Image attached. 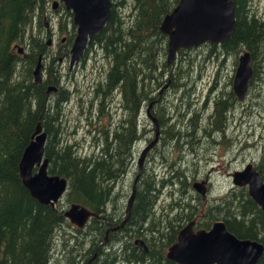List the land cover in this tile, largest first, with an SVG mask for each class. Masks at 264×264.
<instances>
[{
	"label": "trees",
	"instance_id": "1",
	"mask_svg": "<svg viewBox=\"0 0 264 264\" xmlns=\"http://www.w3.org/2000/svg\"><path fill=\"white\" fill-rule=\"evenodd\" d=\"M111 1L109 20L88 45H96L110 63L105 83L102 81L104 86L99 84L96 91L105 95L120 90L125 114L119 120L121 133L115 130L113 142L107 141V147L98 153H91L57 139L58 118L62 104L68 99V92L64 88H59L57 92H45L48 85L58 82L57 70L53 78L47 73L40 83L32 80L31 71L37 57L40 55L43 58L48 45L38 41L31 32L26 42L23 36L28 32L34 14H37L34 19L42 24L44 3L42 0H0V264H58V260L53 258L58 241L69 254L67 258L63 255L61 264H115L117 261L127 264H177L168 260L165 253L176 241L178 230L199 213L195 206H190L185 200L171 207L165 219L161 217L157 220L154 209L157 193L169 185L170 178L161 177L158 172L153 175L142 168L133 180L135 201L128 219L120 226L124 220L123 213L112 208L111 212H107L115 181L127 172L131 140L138 131L136 120L140 108L154 89L153 86L165 81L162 75L164 68L168 67L165 59L168 35L160 30V26L164 16L179 2L131 0V20L127 23L121 10L128 5V0ZM232 1L236 21L233 34L224 42L208 43L212 49L218 46L223 54L231 53L234 56L248 50L254 70L251 83H254L258 64L264 58V20L250 11L251 0ZM60 7L62 4L58 9ZM65 12L70 19L71 12ZM70 29L71 33L65 36L62 43L65 48L63 54H67L74 35L72 23ZM15 44L22 45L21 52H18L19 46ZM24 47H27L26 51ZM195 49L184 48L177 52L178 58H184L186 67L193 66L190 53ZM170 69L172 85L187 86L188 72L182 67ZM218 104V115L222 109L229 107L226 99H221ZM160 111L163 112L162 109ZM178 116L185 128L182 130L178 125L171 130L181 132L179 139L189 137L191 144H195L197 137L194 132L188 130L184 116ZM219 119L222 120L220 116ZM37 122L46 133L43 155L47 158V171L66 180L67 188L62 196L64 202L81 203L97 215L91 217V223H87L94 234L88 250L82 246L79 236L72 235L73 244L69 242L71 237H64L62 229L68 223L60 205L51 207L39 204L21 184L18 160ZM210 123L215 125L212 121ZM128 124L129 127L126 126ZM105 136H108L107 133ZM165 137L173 139L168 134ZM163 163L167 165L165 169L169 173L173 163L169 158ZM257 168L264 181L261 165ZM237 191L231 193L230 199L223 198L216 205L208 206L204 212L205 221H200V225L208 229L217 215H222L227 229L237 237L264 242V211L245 188ZM223 210L226 212L217 213ZM173 221L178 223L173 224ZM116 226L117 229L113 230ZM74 232L79 233L77 230ZM132 235L142 238L147 252L141 250L133 240L124 244L121 257L109 253L111 248L105 252L99 246V241L103 243L107 240L106 244L114 246L122 236L130 239ZM74 252L79 253L75 255L77 260L72 259ZM257 264H264V253Z\"/></svg>",
	"mask_w": 264,
	"mask_h": 264
},
{
	"label": "rangeland",
	"instance_id": "2",
	"mask_svg": "<svg viewBox=\"0 0 264 264\" xmlns=\"http://www.w3.org/2000/svg\"><path fill=\"white\" fill-rule=\"evenodd\" d=\"M52 1L42 0L44 3L40 21L42 24L34 19L37 15L34 14L23 40L26 42L29 32L36 35L38 41L43 43L50 38L42 58V77L45 78L49 73L50 78H53L57 70L59 81L56 87L64 88L68 92V99L62 104L58 118L57 139L60 142L75 144L83 152L98 153L102 148L108 146L107 141H114L112 134L115 130L116 133L122 131L121 128L118 129L120 127L119 120L125 114L121 103L122 95L118 89L105 95L96 91L99 84L104 86L110 67L109 60L96 45H87L85 51L88 52L86 54L84 52L79 62L68 69L69 49L67 54L62 53L65 48L60 39L71 33V18L69 19L65 12L68 10L63 6L58 9V6L61 5L59 2L57 8L53 10L51 8ZM132 3L131 0H128V5L124 9L121 8V15L127 23L131 20ZM250 3L253 9L250 11L255 12L259 18L264 20V0H251ZM44 23L48 26L50 33L46 31ZM73 33H75V28ZM15 46L21 47L22 45L15 44ZM195 47V51L190 53L192 68L186 67L184 58H178L177 54L176 60L172 64L168 63V67L164 68L162 77L164 76L165 81L153 86L154 94L150 92L140 108L139 118L136 120L138 131L131 140V158L127 172L115 181L113 198L110 199L107 208L108 213L112 208L123 213V217L126 215L127 203L132 194L133 180L139 170L138 156L143 147L155 137V125L147 117L149 110H147V104L152 95L155 97L158 93L160 95L154 98L156 102L149 113L157 118L159 142L147 153L142 167L153 175L158 172L161 177L170 178L169 185H165L157 193L158 197L154 207L157 220L161 217L165 219V214L170 211L171 207L186 200L187 204L195 206L199 210L195 217L196 229L202 228L200 221H205L204 212L208 206L216 205L223 198L230 199L231 193H238L237 190L241 191L242 188L247 190L246 187L232 183V172L242 169L248 163L253 164L256 168L261 165L262 172H264V58L258 64V75L254 83L250 82L247 95L243 101H239L232 91V80L238 57L242 52L237 56L231 53L223 54L221 47L215 46L212 49L208 42ZM26 50L27 47H24V51ZM165 59L167 61V54ZM175 66L177 69L182 67L185 72H188L187 86L184 84L181 86L172 85L170 67L173 69ZM103 80L104 83H102ZM166 85L168 86L166 87ZM112 92L114 93L113 97ZM221 99H226L229 107L222 109L218 115L217 106ZM161 109L163 112L160 111ZM178 115L184 116L183 120L187 124L188 130H192L197 137L195 144H191L189 137L179 139L178 134L181 132L171 130L178 125L179 128L182 127V130L185 128L182 126L183 124H180L182 120L180 121ZM219 116L222 118L221 121ZM211 121L215 125H212ZM126 126L129 127V124ZM106 133L108 136H105ZM172 133H175V136ZM165 134L170 135L173 139L166 138ZM177 144L180 145L177 146ZM166 158H169L173 163L169 173L168 169H165L167 165L163 163ZM205 178H208L210 183L207 185L208 192L203 199L194 190L192 184ZM134 201L135 197L132 205ZM55 205H60L62 209L68 206L62 197ZM225 212L223 210L217 213ZM217 219L223 220V216L217 215ZM66 221L68 224H65L62 229L64 237H71L69 242L73 244L72 235L79 236L82 246L88 250L92 241L91 237L94 235L90 227L86 225L83 228H77L67 219ZM172 223L178 222L173 221ZM117 227L114 228L117 229ZM114 228L112 229L115 230ZM137 236L141 235L137 234ZM141 237L132 235L129 239L122 236L114 246L106 244L107 240L103 243L99 241V246L105 252H109V248H111L109 253L119 254L121 257L124 244ZM57 245V249L53 252V258L58 260V264H61L63 255L65 254L67 258L69 254L63 250L61 241H58ZM77 254L79 253L74 252L72 259L76 258L77 260V256H75ZM115 264L127 263L117 261Z\"/></svg>",
	"mask_w": 264,
	"mask_h": 264
},
{
	"label": "water",
	"instance_id": "3",
	"mask_svg": "<svg viewBox=\"0 0 264 264\" xmlns=\"http://www.w3.org/2000/svg\"><path fill=\"white\" fill-rule=\"evenodd\" d=\"M64 9L71 12V22L75 33L69 48L68 65L79 61L87 45L95 34L100 32L110 18L111 0H59ZM57 1H52L54 9ZM236 25L234 3L232 0H179L172 11L162 20L160 30L168 35L167 62L172 64L181 48L198 46L204 42L218 44L227 40ZM49 39L47 43H49ZM20 51V49H18ZM43 65L38 55L31 71L34 83L42 80ZM253 78L251 56L243 50L232 80L233 92L239 101H243ZM55 90L54 85L46 88V93ZM152 103H150L151 105ZM155 125V137L140 152L137 164L142 168L147 152L157 143L159 126L157 118L147 111ZM46 133L37 122L30 140L23 148L17 164L21 184L29 195L41 205H53L63 196L67 183L64 177L47 171V158L43 155ZM234 185L247 187L249 196L264 211V181L257 168L246 164L242 169L231 173ZM192 187L203 199L206 197L205 181L194 182ZM135 196V188L128 200L126 215L128 219ZM95 212L81 203H69L63 210V216L77 228H83ZM195 220L183 225L177 232L176 241L170 245L166 258L177 264H257L264 253L263 242L256 239L240 238L229 231L223 220H215L208 229L194 228ZM134 244L147 252V246L141 238Z\"/></svg>",
	"mask_w": 264,
	"mask_h": 264
},
{
	"label": "flooded vegetation",
	"instance_id": "4",
	"mask_svg": "<svg viewBox=\"0 0 264 264\" xmlns=\"http://www.w3.org/2000/svg\"><path fill=\"white\" fill-rule=\"evenodd\" d=\"M60 40H61V42H64V38H61ZM77 62H79V61H77ZM77 62H76V63H77ZM76 63L74 62L71 66L68 65V69L71 68V67H72L73 65H75ZM58 81H59V79H58ZM51 85H54V86H55V90H50V91L57 92V91L59 90V86L56 87V86L58 85V82H57L56 84H51ZM167 86H168V85H166V87H167ZM50 91H49V92H50ZM45 92H46V90H45ZM49 92H48V93H49ZM153 92H154V90L151 91V94H154ZM159 95H160V93H158V96H159ZM153 96H154V95H152V97H153ZM153 101H154V103H153ZM155 102H156V99H154V98L151 99V100L149 101V103L147 104V105H148L147 110L149 109V111L151 112V109L154 107ZM150 103H152V105H151V107L149 108ZM161 133H162V130H161V128H160V134H161ZM159 136H160V135H159ZM159 136H158V141H157V143H156L155 145H157L158 142H159ZM155 145H154V146H155ZM154 146H153V147H154ZM153 147H152V148H153ZM152 148H151V149H152ZM151 149H150V150H151ZM150 150H149V151H150ZM149 151H148V152H149ZM148 152H147V153H148ZM260 175H261V174H260ZM202 180L206 181L205 186H206V188H207V189H206V193H207V192H208V186H207V185H209L210 182H209L208 178H205V179H202ZM195 217H196V216H195ZM195 217L193 218V220H195V226H194V227L196 228V219H195ZM213 222H214V221H213ZM263 244H264V242H263Z\"/></svg>",
	"mask_w": 264,
	"mask_h": 264
},
{
	"label": "bare ground",
	"instance_id": "5",
	"mask_svg": "<svg viewBox=\"0 0 264 264\" xmlns=\"http://www.w3.org/2000/svg\"><path fill=\"white\" fill-rule=\"evenodd\" d=\"M84 52H85V51H84ZM176 58H177V57H176ZM43 79H44V78L42 77V80H43ZM42 80H41V81H42ZM241 187H242V186H241ZM63 195H64V194H63ZM256 204H257V203H256ZM257 205H258V204H257ZM258 206H259V205H258ZM259 207H260V206H259ZM114 229H115V228H114ZM260 259H261V258H260ZM260 259H259V260H260Z\"/></svg>",
	"mask_w": 264,
	"mask_h": 264
}]
</instances>
